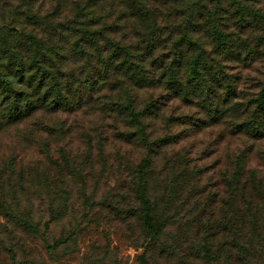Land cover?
<instances>
[{
	"label": "rangeland",
	"instance_id": "obj_1",
	"mask_svg": "<svg viewBox=\"0 0 264 264\" xmlns=\"http://www.w3.org/2000/svg\"><path fill=\"white\" fill-rule=\"evenodd\" d=\"M144 2L156 10L158 23L164 24L163 34L183 23L186 0ZM76 4L86 5L85 0H0V28H6L2 33L10 35L8 27L26 23L20 14L28 6L35 11L41 8L42 16L54 14L55 19L72 20ZM75 39L71 37V41ZM243 40L248 45L234 49L231 57L238 53L254 57L245 65L227 62L224 69L235 79L238 98L231 103L242 102L240 108L249 107L247 113L231 110L206 127L203 119L211 117L198 106V99L186 103L172 94L165 97L167 92L162 88L140 92V107L156 100L164 113L150 123V137H165L169 142L159 150L150 174L159 215L167 222L156 241L136 218L141 209L134 172L148 154L140 144L118 137L124 130L118 121L106 117L102 122L79 112L34 118L0 130V164L15 157L18 169L32 172L23 186L0 176V264H206V248L214 264H230L228 253L236 252V242L253 252L241 264H264V196H251L248 191L236 198L230 185L239 156L244 157L246 175L256 172L264 184V136L232 131L242 118L254 120L256 99L264 97V30L246 31ZM213 46L209 42L206 47ZM183 115H191L198 126L184 122ZM257 119L264 122V116ZM50 124L54 126L49 129ZM87 134L97 139L101 136L104 148L93 166L78 175L76 168L87 149ZM44 141L49 144L47 155L42 150ZM61 149L71 152L75 166L68 175L67 169L57 167L63 165ZM178 156L186 157L187 169L199 171V175L191 176L185 165L178 164ZM60 199L68 200V212L58 220L52 212ZM86 200L94 209L87 208ZM118 211L135 216L125 221ZM13 214L29 216L40 232L16 231L10 217Z\"/></svg>",
	"mask_w": 264,
	"mask_h": 264
},
{
	"label": "trees",
	"instance_id": "obj_2",
	"mask_svg": "<svg viewBox=\"0 0 264 264\" xmlns=\"http://www.w3.org/2000/svg\"><path fill=\"white\" fill-rule=\"evenodd\" d=\"M186 1L183 23L170 29L167 35L163 34L164 24L158 23L156 10L144 0H85L86 5H75L74 18L64 21L55 19L54 14L42 16L41 8L35 11L28 6L20 14L25 16L26 23L8 27L10 35L2 33L6 28H0V130L34 118L79 112L96 116L102 122L106 117L118 121L124 129L118 137L140 144L148 154L134 172L138 183L136 199L141 209L136 218L153 241L161 237L167 222L159 215L150 174L159 150L169 142L165 137H150V123L164 113L156 100L140 107V92L162 88L167 92H162L165 97L172 94L186 103L198 99V106L211 117L209 121L203 119L206 127L219 122L216 120L223 119L231 110L245 114L249 107L241 110L242 102L231 103L238 98L235 79L224 66L227 62L245 65L251 61L254 56L250 54L244 57L231 54L234 49L248 45L243 40L246 31L264 30V0ZM88 15L92 16L85 21ZM170 15L171 12L167 17ZM163 23L168 25L166 19ZM72 36L76 38L73 41ZM209 42L214 45L212 48H207ZM256 103L254 120L242 118V122L233 126V132H245L255 138L264 136V122L257 119L264 116V97L259 95ZM171 119L168 121L172 122ZM182 119L198 126L191 115H183ZM33 123L36 125L35 120ZM51 126L54 124L48 128ZM98 132L102 134L103 123ZM87 139L84 158L76 168L78 175L82 169L93 166L104 148L101 136L97 139L87 134ZM41 144L43 153H50L49 144L46 141ZM60 153L63 165H58V170L67 169L68 175L75 167L71 152L61 149ZM186 161L184 156L177 158L191 176L199 175V171L187 169ZM17 165L15 157L4 160L0 176L14 179L15 186H23L32 172L18 169ZM246 173L244 157L239 156L230 183L232 196H246L248 191L251 196H264V184L257 173L250 172L248 176ZM59 202L52 212L58 220L68 212V200ZM87 208L92 210L94 205ZM118 213L124 215L125 221L135 216L127 211ZM10 217L16 231L40 232L29 216ZM7 231L13 232L8 228ZM234 249L235 253H228L230 264L245 263L246 257L253 255L239 242ZM205 253L206 264H214L209 248Z\"/></svg>",
	"mask_w": 264,
	"mask_h": 264
}]
</instances>
